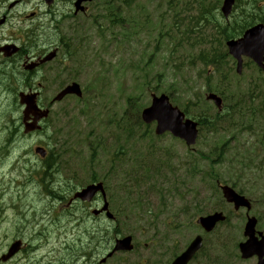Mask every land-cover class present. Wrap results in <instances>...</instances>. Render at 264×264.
Returning <instances> with one entry per match:
<instances>
[{
    "label": "rangeland",
    "instance_id": "rangeland-1",
    "mask_svg": "<svg viewBox=\"0 0 264 264\" xmlns=\"http://www.w3.org/2000/svg\"><path fill=\"white\" fill-rule=\"evenodd\" d=\"M108 3L94 0L86 4L87 14L73 17L74 8L69 0H57L52 7L56 20L48 14L35 23L21 20L34 12L38 16L46 14L49 9L43 0H24L23 5L12 11L15 18L9 27L18 44L31 43L27 36L32 38L34 26L41 24L34 31L39 38V47L32 49L34 55L40 50L54 49L63 41L57 59L36 77L45 86L41 104H49L61 88L72 82L80 84L83 97L71 96L56 103L49 122L45 123L47 133L25 136L21 126L23 107L17 99L18 92L25 91L23 83L12 81L19 88L15 95L5 94L0 88V264H8L1 258L20 238L30 240L42 232L39 239L69 240V234L62 233V226L67 223L64 218H68L64 217L65 206L76 191L94 181L105 185L118 228L105 220L90 225L92 217H87L77 205L76 218L82 223L72 239L77 240L78 264L89 260L81 254H90L92 250V262L98 263L105 256L109 249L105 244L107 234L139 236L141 232L142 238L148 233L152 235L161 248L157 264H167L164 238L173 217L177 216L178 223L190 225L189 241L199 232L195 228L196 217L214 210L231 213L229 222L220 225L212 236L221 238L222 252H229L227 264H234L236 258L240 259L236 246L247 239L243 235L245 217L243 212L233 213L234 209L220 197L217 186L220 182L241 192L256 191L254 197L260 192L254 188L264 186L260 181L264 177V98L253 106L254 111L246 110L245 117L224 116L214 131L201 129L192 148L170 134L157 137L156 124L145 126L142 121V111L151 105L153 95L166 94L182 111L187 107L193 119L212 120L217 115L214 104L206 100L212 85H207L205 69L197 55L218 38V33L206 22L196 28L201 0H178L177 27L167 0H114L112 16L106 12ZM220 7L221 3L216 16L224 23ZM67 13L68 17H61ZM194 14L195 18L186 21L193 23L195 32L185 33L183 20ZM198 38L200 43L196 45ZM4 40H10L5 27L0 29V43ZM65 43L70 45L71 59H65ZM212 76L213 84H217L218 77ZM258 77L264 80L253 65H244L241 76H237L235 69L227 74L224 84L228 87L227 100L215 93L223 98L225 106L231 107L235 96L245 93L249 83L251 87ZM0 78H4L3 73ZM15 129L18 133L14 141L8 142ZM38 146L53 150L59 175L46 177L49 172H44L45 165L34 153ZM202 178L207 185L204 191L210 197L197 201ZM46 185L64 198L49 196ZM98 201L102 202V198ZM95 205L88 207L98 208ZM45 210L50 223L39 222ZM131 215L127 228L129 219L124 218ZM42 227L44 231H40ZM227 228L232 229L227 232ZM257 230H264L263 224ZM179 245L181 242L173 245L174 252ZM207 257L201 256L195 264H208ZM12 264H22V260ZM111 264L118 263L113 259Z\"/></svg>",
    "mask_w": 264,
    "mask_h": 264
},
{
    "label": "flooded vegetation",
    "instance_id": "flooded-vegetation-1",
    "mask_svg": "<svg viewBox=\"0 0 264 264\" xmlns=\"http://www.w3.org/2000/svg\"><path fill=\"white\" fill-rule=\"evenodd\" d=\"M23 0H20L16 3L14 7L10 5L11 1H5L0 2V13H2V16L0 17V29L3 27L7 28V31L10 35V40H4L2 43H0V49L4 46L15 44L17 45L20 50L17 55H14L13 57L8 58V53L6 52L7 56H5L4 53H0V73H3L4 78H0V85L1 82H4L6 86L8 87V72L9 69H13L14 67H20L25 70L26 66L29 65V63L38 60L39 58H43L46 56L52 48H48L46 50H40L37 55H34L32 48L25 45L24 43H17L19 41L18 39L12 38V28L9 27L10 21L12 20V11L19 8L22 5ZM74 3V1H73ZM61 45H57L58 54L60 51ZM41 68V67H40ZM256 190L260 191L258 193L257 197H254V192L252 193H241L245 196V198L250 202V206L247 208H241L236 212L237 214H240L241 212L244 213L245 217V223L251 219L255 218L257 220V226L259 227L260 224H263L264 229V213H261V211H264V191L256 188ZM81 205L83 207H86V204H81L74 202L73 206L70 207L72 212H75L76 206ZM97 206L99 209L101 202L98 200H95L91 203V205ZM90 205V206H91ZM233 206V205H232ZM234 208V207H233ZM185 214L187 212H184ZM104 214L100 215H94L96 218H102ZM199 217V216H198ZM177 216L173 217V220L171 223H169L168 226H166L167 234L164 238V254H165V260L167 264H173L175 259L184 252L190 243L193 241V239L196 236L201 235L203 237V247L199 254L192 260L190 264H195L196 262L201 259L200 257L204 259L206 256V260H208V264H227V256L222 257L220 255V240L219 237L212 236L211 233L206 234L201 226H199L196 223L195 228L199 230L197 234L193 236V238L189 241H187V229L190 228L189 224L184 223H178L176 220ZM70 221H73V228H72V236L69 238V240L61 241V240H47V241H40L41 245L38 247L33 246L34 241H27L23 240V244L21 247V251L10 261H8V264H12L13 262L21 259L22 264H78L77 263V240L75 236V227H76V214L71 216L69 218ZM115 223L117 219H114ZM113 220V221H114ZM95 224V223H93ZM118 228V226L116 227ZM259 232V231H258ZM143 232L140 233V235H131L132 237V243L134 245L133 251L129 253H117V255H114L112 258L117 259L116 256H119L118 264H157L156 256L158 257V250H161V248L157 245L155 238L148 233L146 238L143 237ZM124 236V235H123ZM126 236V235H125ZM101 238H104V235H101ZM106 238V237H105ZM160 238V236H158ZM72 239V240H71ZM138 239H144L139 240ZM161 239V238H160ZM54 241V242H53ZM177 242H181V245H184L182 250L179 253H176L177 250L174 252L173 245ZM106 243V242H105ZM156 244V246H155ZM12 245V244H11ZM10 245V246H11ZM109 245V244H108ZM161 245L163 243L161 242ZM8 247V250L10 248ZM111 246V244H110ZM212 256V257H209ZM32 257H35L32 258ZM236 262L234 264H258L259 258L253 257L248 260H243L242 258L238 259L236 258ZM110 260V259H109ZM161 261V259H160ZM92 259H89L88 261H85L83 264H93L91 263ZM162 262V261H161ZM102 264H111L108 260Z\"/></svg>",
    "mask_w": 264,
    "mask_h": 264
},
{
    "label": "water",
    "instance_id": "water-1",
    "mask_svg": "<svg viewBox=\"0 0 264 264\" xmlns=\"http://www.w3.org/2000/svg\"><path fill=\"white\" fill-rule=\"evenodd\" d=\"M54 0H46V2L51 5ZM91 0H77L76 7L79 11L81 9L80 5L83 2H87ZM235 0H225L224 6L222 8V12L225 17H228L231 12ZM83 10V8H82ZM230 53L239 61L238 64V72L240 73L242 70V56H248L252 58L263 70H264V26L259 25L251 30H249L243 39L235 42L228 43ZM4 50V49H3ZM17 48L15 46L8 47V55H13L17 52ZM56 52L51 53L48 57L42 60L40 63L44 64L48 61H51L55 58ZM38 64H34L30 69L37 67ZM67 95H77L78 97L82 96L81 88L78 84H73L66 89H64L54 100V102L62 101ZM37 93L32 94H21L20 95V103L21 105H25L24 118L23 122L25 125V133H31L37 130H40L39 122L42 119H46L49 116V110L42 111L38 108L37 105ZM208 100H213L216 106L221 110L222 109V100L216 95H210ZM33 117V119H32ZM142 118L146 124H151L153 122H157V134L162 135L165 132H172L173 135L177 138L185 140L188 146L195 144L198 131L197 124L187 120L185 121V115L180 112L179 109L173 108L169 102L168 97L161 96L160 98L154 97L152 106L146 109L143 112ZM32 121V122H30ZM37 154L41 156H45L46 152L38 148L36 150ZM103 192V187L101 184L92 185L84 189L82 192L78 193L76 198L81 199L82 201H91L97 192ZM225 197L228 202H236L237 205L240 204L241 198H238L236 194L230 189H225ZM103 210H107V205ZM110 218L112 215H108ZM219 220V217H211L200 221L202 225L206 228L207 231H211L216 223ZM246 236H249L251 240L254 237V223H250L246 230ZM131 238L128 237L124 240L118 241L115 251L119 250H131L130 247ZM20 242L14 244L10 249L9 254L2 258L3 261H8L10 257L15 255L20 249ZM201 248V239L198 238L188 249L186 253H184L180 258L176 260L174 264H188V262L192 259V257L196 254V252ZM264 250V243H260V245L256 244L253 241L248 242L246 245L242 246V252L245 255L244 257H248V253ZM264 264V263H263Z\"/></svg>",
    "mask_w": 264,
    "mask_h": 264
},
{
    "label": "trees",
    "instance_id": "trees-1",
    "mask_svg": "<svg viewBox=\"0 0 264 264\" xmlns=\"http://www.w3.org/2000/svg\"><path fill=\"white\" fill-rule=\"evenodd\" d=\"M168 4L170 6L171 11L173 12V19H174V27L177 23V10L175 11V8L177 9L178 0H167ZM212 1V2H211ZM108 6L106 8V12L109 16H112L114 13V0H108ZM205 0H201V3L199 4L198 15L196 18L197 26L206 22V25L211 26L213 25L218 33V38L212 41L210 44L206 45L203 50H201L197 55V60L200 62L204 69L205 73L209 74H216L219 78V85L216 86L214 89L215 91L221 93H225L221 90L220 86L224 84V82L227 79L226 76V70H230V62L231 59L228 57V54L225 52L224 43L227 40L235 39L240 37V35L245 32L248 28L254 25V23L257 20H261L264 22V0H246L245 4H242L243 1L237 0L236 8L238 10L234 11V16L232 17V20L229 22L220 21L218 18L217 12L220 5L221 0H210L208 5L204 4ZM248 3V4H247ZM113 11V12H112ZM196 14H194L191 18H186L183 20V26L186 27L185 33L193 34L195 31L193 28V23L187 24L186 20H191L195 18ZM199 19V20H198ZM112 23H114L113 20H111ZM192 29V30H191ZM199 34V33H198ZM198 38L196 40V45H198L199 42ZM209 81V84H211L210 79L207 77V80ZM213 85V84H212ZM256 88V87H255ZM213 88H210L209 90H212ZM19 90L18 87L12 85L10 88L11 93L14 95ZM253 91V88L251 89ZM263 96V92H259ZM249 96V95H247ZM260 95H257L259 97ZM242 100H245L243 97ZM254 97L250 96V102L254 103ZM240 105V102L238 103ZM186 111H188V108H186ZM232 113L231 110H227L226 114ZM203 119V118H201ZM216 119H220V117H217ZM18 133V130H14L11 135H15ZM53 165V164H52Z\"/></svg>",
    "mask_w": 264,
    "mask_h": 264
},
{
    "label": "bare ground",
    "instance_id": "bare-ground-1",
    "mask_svg": "<svg viewBox=\"0 0 264 264\" xmlns=\"http://www.w3.org/2000/svg\"><path fill=\"white\" fill-rule=\"evenodd\" d=\"M199 20V19H198Z\"/></svg>",
    "mask_w": 264,
    "mask_h": 264
}]
</instances>
